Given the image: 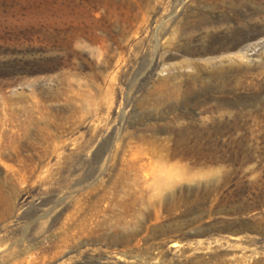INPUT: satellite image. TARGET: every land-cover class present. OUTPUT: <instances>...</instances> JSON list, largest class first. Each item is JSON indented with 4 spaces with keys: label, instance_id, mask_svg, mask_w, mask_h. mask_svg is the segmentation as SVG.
Instances as JSON below:
<instances>
[{
    "label": "rangeland",
    "instance_id": "374dc122",
    "mask_svg": "<svg viewBox=\"0 0 264 264\" xmlns=\"http://www.w3.org/2000/svg\"><path fill=\"white\" fill-rule=\"evenodd\" d=\"M0 264H264V0H0Z\"/></svg>",
    "mask_w": 264,
    "mask_h": 264
},
{
    "label": "bare ground",
    "instance_id": "6f19581e",
    "mask_svg": "<svg viewBox=\"0 0 264 264\" xmlns=\"http://www.w3.org/2000/svg\"><path fill=\"white\" fill-rule=\"evenodd\" d=\"M251 1H253V2H257V0H251Z\"/></svg>",
    "mask_w": 264,
    "mask_h": 264
}]
</instances>
